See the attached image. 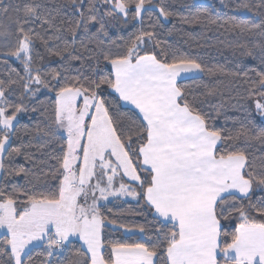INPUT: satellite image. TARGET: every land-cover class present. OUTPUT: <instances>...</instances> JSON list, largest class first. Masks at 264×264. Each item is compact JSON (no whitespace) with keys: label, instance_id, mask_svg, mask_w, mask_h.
Returning <instances> with one entry per match:
<instances>
[{"label":"snow or ice","instance_id":"6c2138e0","mask_svg":"<svg viewBox=\"0 0 264 264\" xmlns=\"http://www.w3.org/2000/svg\"><path fill=\"white\" fill-rule=\"evenodd\" d=\"M231 11L0 0V264H264V0Z\"/></svg>","mask_w":264,"mask_h":264},{"label":"trees","instance_id":"16d2710c","mask_svg":"<svg viewBox=\"0 0 264 264\" xmlns=\"http://www.w3.org/2000/svg\"><path fill=\"white\" fill-rule=\"evenodd\" d=\"M226 3L229 4V8H225L220 0H210L208 2H200L198 0H168V3L172 5L174 11L178 13H182L187 15L189 11H197L200 9H208L214 16L216 14L215 10L219 9L221 13V18H226L227 16H235L237 19L246 20L248 19V14L246 12H233L231 8L236 4L239 3L240 0H225ZM186 5L191 6V8L186 7ZM175 24V28L173 25ZM166 29L173 30L172 36H166L162 38H166L174 48H176L179 53L181 54H188V55H199L203 60L209 63H224V57L219 55L215 48L211 47V45L216 44L215 38L207 39L204 34H202L201 29L198 27H189L187 25L181 26L175 20L166 24ZM211 35V34H208ZM199 42L200 44L205 45L204 47H197L196 44ZM248 63H255L258 64V61H248ZM186 83L191 84V81H186ZM228 116H237L238 113L234 111H229ZM219 125L223 126L225 121L221 119ZM227 126L232 127V121H227ZM254 151L259 154V146H256ZM135 209V202L129 201L119 202L118 211L128 212L134 211ZM135 221L137 223H143V217H135ZM129 226H131L130 221Z\"/></svg>","mask_w":264,"mask_h":264},{"label":"rangeland","instance_id":"374dc122","mask_svg":"<svg viewBox=\"0 0 264 264\" xmlns=\"http://www.w3.org/2000/svg\"><path fill=\"white\" fill-rule=\"evenodd\" d=\"M198 1H200V2H208L210 0H198Z\"/></svg>","mask_w":264,"mask_h":264}]
</instances>
